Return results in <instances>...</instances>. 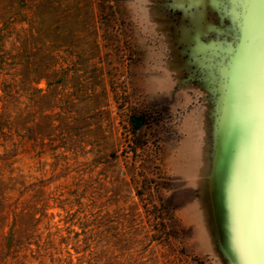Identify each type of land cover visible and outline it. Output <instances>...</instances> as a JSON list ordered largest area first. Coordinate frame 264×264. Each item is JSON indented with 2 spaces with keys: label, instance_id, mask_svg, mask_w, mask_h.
I'll return each instance as SVG.
<instances>
[{
  "label": "rangeland",
  "instance_id": "obj_1",
  "mask_svg": "<svg viewBox=\"0 0 264 264\" xmlns=\"http://www.w3.org/2000/svg\"><path fill=\"white\" fill-rule=\"evenodd\" d=\"M0 264H264L262 0H0Z\"/></svg>",
  "mask_w": 264,
  "mask_h": 264
},
{
  "label": "snow or ice",
  "instance_id": "obj_2",
  "mask_svg": "<svg viewBox=\"0 0 264 264\" xmlns=\"http://www.w3.org/2000/svg\"><path fill=\"white\" fill-rule=\"evenodd\" d=\"M262 3H264V0H262Z\"/></svg>",
  "mask_w": 264,
  "mask_h": 264
}]
</instances>
